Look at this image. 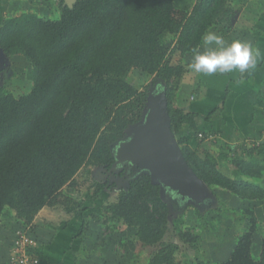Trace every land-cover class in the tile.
Here are the masks:
<instances>
[{
    "label": "trees",
    "instance_id": "1",
    "mask_svg": "<svg viewBox=\"0 0 264 264\" xmlns=\"http://www.w3.org/2000/svg\"><path fill=\"white\" fill-rule=\"evenodd\" d=\"M177 2L74 0L69 7L65 0H56L57 19L22 10L3 20L0 48L7 58H25L30 89L20 96L0 89V224L3 213L11 211L26 228L44 208L56 211L73 202L64 190L77 188L75 176L84 166L110 172L113 144L141 121L148 88L160 82L170 128L185 161L213 194L216 189L232 194L236 208L242 207L239 216L247 222L228 260L216 264H264V248L258 259L251 253L258 228L254 207L264 199V189L250 181L261 176L253 156L264 151V141L258 139L264 128L257 137L229 143L219 131L197 130L196 115L177 106L187 66L174 63L173 57L199 50L207 32L227 31L240 1L194 0L190 8ZM132 70L149 77L150 85L139 90L130 84L127 77ZM223 106L202 119L220 113ZM215 137L221 140L218 158L212 150L197 152L202 141ZM242 155L253 158L244 161ZM222 166L227 167L225 174ZM228 169L240 178L234 179ZM114 186V182L97 183L92 195L98 198ZM160 190L149 175L140 174L103 208L105 223L132 230L138 248L147 249L146 264H183L178 253L196 250L200 237L171 229L170 209ZM218 206L207 215L225 213L224 208L236 213ZM189 207L201 222L207 217ZM81 212L79 238L88 226L85 209ZM193 264L211 263L195 257Z\"/></svg>",
    "mask_w": 264,
    "mask_h": 264
},
{
    "label": "rangeland",
    "instance_id": "2",
    "mask_svg": "<svg viewBox=\"0 0 264 264\" xmlns=\"http://www.w3.org/2000/svg\"><path fill=\"white\" fill-rule=\"evenodd\" d=\"M193 1L178 0L177 3L179 7L190 8ZM10 2L11 4L9 3L7 9H0V25L4 19L18 15L22 10H30L40 17L58 18L55 6L56 0H12ZM241 5H243L242 1L236 3L235 6ZM258 7H261V5ZM232 28H234L233 25L227 29V33ZM233 33L235 35L238 34L236 30ZM243 33H246V31L241 29L239 34L244 37ZM237 39L239 40L240 38L235 36L234 40ZM173 59L174 63H182L187 66V72L183 76L180 89L177 92V99L181 100L179 104L185 99L186 94L194 95V93H197L199 95L204 93V88L200 85L203 77H209L207 87L210 90L211 88H216L224 74L219 72L211 74L214 78H217L216 81L211 75L206 76L205 74L196 73L189 69L188 64L192 60L190 55L181 58L176 55ZM7 61L8 64L6 67L3 66V68H0V89L2 88L5 93H12L15 96L27 93L30 89V84L26 80L25 75L29 70V65L26 63L25 58L22 56H13L12 58H7ZM5 68L7 69L3 70ZM127 80L139 90H142L146 85H150L151 81L149 77L136 70H132L128 74ZM156 88H163V85L160 82L152 83L148 88L149 93L152 94L154 90H157ZM127 136L128 134L113 144L112 149L115 154L120 150L121 145L129 139ZM220 143L221 140L216 137L214 139L204 140L200 143L197 152L204 153V151L212 150L214 157L218 158L221 147ZM242 156L241 158L244 161H249L253 157L258 161L256 165L260 167L261 176L257 180L250 181L253 184H259L264 189V151L263 153L255 154L253 157ZM224 162L225 159L223 158L221 163L224 164ZM116 164L118 166L110 172L105 171L101 167H82L75 176L78 183L77 188H65L64 190V193L73 198V202H70L66 208L58 209L57 211L46 209L48 214L40 215L36 221L38 223L35 224V233L32 230L35 225H32L31 230L28 229L31 234L33 233L32 236L35 237L34 239L39 235L43 237L45 228L44 226L42 227V222L43 219L48 218L52 223L57 222L53 225H56L54 227H58L59 238L64 236L63 241L67 242L66 244L76 247L78 252L76 254V260L74 259L75 263L73 262L72 264H146L147 249L140 250L138 248L134 239V232L123 226L117 228L112 223H105L103 208L116 200L119 191L126 188L130 180L140 175V170L132 171L130 165H126L120 174L121 170L118 168L122 164V160L117 161L116 159ZM221 171L225 174L227 167L222 166ZM228 172L232 174L234 179L240 178V174L237 171H230L228 169ZM118 174L119 176H117ZM105 180H109L110 183L114 182L116 186L103 191L98 198L93 197L92 192L95 185L97 183H103ZM214 194L210 189H206V198L199 203V206L197 205L202 215H207L209 210L219 207L218 204H222L223 207L221 206V208L225 206L228 209H234L232 212L236 211V213H231L224 208L225 213L211 212L212 214L207 215L206 218L203 217V221L201 222L194 210L189 207V205L195 207L192 203L179 199L177 195L169 190L163 191V199L170 209L169 223L171 229L174 232L191 231L200 237L196 250L182 249L181 253H178L177 257L183 264H193L195 257L206 260L211 264L227 261L236 246L238 236L245 232L247 222L238 214V210L242 207L236 208L237 203H230V199L234 196L225 190L219 189H216ZM77 202L81 203L83 209H85L84 214L88 218V226L83 238L74 240V236L77 235V229L81 224L79 209L76 205ZM254 213L257 218L258 228L253 236L251 253L254 258L258 259L260 252L264 248V199L261 203L255 205ZM13 216V212L5 211L2 215L1 225L6 226L8 229L12 228L17 223ZM29 231L28 233H30ZM46 236H49L50 239L52 238L50 233L46 234ZM68 240H74L75 242H69Z\"/></svg>",
    "mask_w": 264,
    "mask_h": 264
},
{
    "label": "crops",
    "instance_id": "3",
    "mask_svg": "<svg viewBox=\"0 0 264 264\" xmlns=\"http://www.w3.org/2000/svg\"><path fill=\"white\" fill-rule=\"evenodd\" d=\"M10 1L12 0H0V9H7L9 3L11 4ZM239 1H242L243 5L238 6L239 10L232 21L234 28L230 30L231 32L227 33V31H224L217 35L223 37L225 46L230 44L234 40V37L237 36L242 42L246 41L253 48H258L260 50V57L258 58L256 69L251 74L248 72L240 73L239 71L224 73L216 88H211L210 90L207 87L209 77H203L200 85L204 88V93L199 95L197 93H194V95L186 94L185 99L180 104L181 100L177 99V106L196 115L197 130L219 131L222 138L229 143H236L247 137H257L259 131L264 128V0ZM260 5L261 7H258ZM241 29L246 31V33H243L244 37L239 34ZM234 30L238 32L237 35L233 33ZM244 38L249 40H245ZM204 47L202 41L199 51L202 52ZM211 47L215 48L217 46L212 45ZM190 58L192 59V54H190ZM211 77L217 81V78H214L212 75ZM221 103L224 106L220 113L212 114L207 120L202 119L203 116L214 111ZM237 202L235 197L230 199V203ZM77 208L79 209L81 218L83 206L80 207L81 209L79 206ZM46 209L48 208L41 210L31 225L26 228L21 227L17 221L9 229L0 224V264H10V254L16 231L19 229L31 230L32 225L38 223L36 221L40 215L48 214ZM42 223V227L44 226L45 228V234L43 237L39 235L35 239L37 242V256H39L41 264H72L74 259L76 260L78 252L76 247L66 244L67 242L63 241L64 236L59 238L58 227H54L56 225H53L57 222L52 223L47 218L43 219ZM46 224L48 225L45 226ZM79 226L81 227V224ZM80 227L77 229V235L74 236V240L83 238V236L78 237ZM32 230L35 233L36 225ZM33 233L31 234L30 232L28 234L32 236ZM48 233L51 234V239L49 236H46ZM74 240L68 241L73 242ZM67 246L69 247L67 248Z\"/></svg>",
    "mask_w": 264,
    "mask_h": 264
},
{
    "label": "water",
    "instance_id": "4",
    "mask_svg": "<svg viewBox=\"0 0 264 264\" xmlns=\"http://www.w3.org/2000/svg\"><path fill=\"white\" fill-rule=\"evenodd\" d=\"M73 1L65 0L69 7ZM7 64L6 54L0 48V68ZM127 134L129 139L120 150L116 154L112 151L115 160L113 168L118 166L116 159L122 160L118 169L124 170L126 165H130L132 171L140 170L139 174L149 175L152 183L160 185L162 199L163 191L169 190L179 199L198 207L206 198L207 188L185 161L171 131L163 88L149 93L141 121L131 126Z\"/></svg>",
    "mask_w": 264,
    "mask_h": 264
},
{
    "label": "clouds",
    "instance_id": "5",
    "mask_svg": "<svg viewBox=\"0 0 264 264\" xmlns=\"http://www.w3.org/2000/svg\"><path fill=\"white\" fill-rule=\"evenodd\" d=\"M204 50H192V60L188 68L196 73L211 75L239 71L251 74L257 67L260 50L248 42L233 40L225 46L223 37L215 32H207L202 37ZM212 45L217 47L213 48Z\"/></svg>",
    "mask_w": 264,
    "mask_h": 264
},
{
    "label": "built area",
    "instance_id": "6",
    "mask_svg": "<svg viewBox=\"0 0 264 264\" xmlns=\"http://www.w3.org/2000/svg\"><path fill=\"white\" fill-rule=\"evenodd\" d=\"M199 137H201L200 134ZM258 139L263 142L264 135ZM259 145L260 143L256 142L255 146L259 147ZM36 249L37 242L28 234L27 230H17L10 254V264H39Z\"/></svg>",
    "mask_w": 264,
    "mask_h": 264
},
{
    "label": "flooded vegetation",
    "instance_id": "7",
    "mask_svg": "<svg viewBox=\"0 0 264 264\" xmlns=\"http://www.w3.org/2000/svg\"><path fill=\"white\" fill-rule=\"evenodd\" d=\"M105 181H107V182L109 183V180H105ZM105 181H104V182H105Z\"/></svg>",
    "mask_w": 264,
    "mask_h": 264
}]
</instances>
